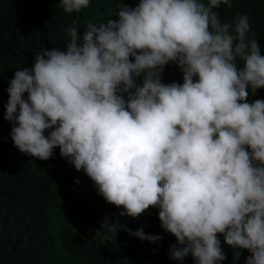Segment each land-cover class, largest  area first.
Returning <instances> with one entry per match:
<instances>
[{"label":"clouds","instance_id":"9594fccd","mask_svg":"<svg viewBox=\"0 0 264 264\" xmlns=\"http://www.w3.org/2000/svg\"><path fill=\"white\" fill-rule=\"evenodd\" d=\"M89 3L60 0L65 13ZM221 5L232 0H120L118 18L82 39L66 27L63 50L15 70L3 119L19 152L46 161L58 147L120 216L158 209L171 260L220 264L222 235L233 260L247 250L245 264H264V99H249L264 88V55L249 17L222 20ZM170 63L182 83L163 82Z\"/></svg>","mask_w":264,"mask_h":264},{"label":"trees","instance_id":"16d2710c","mask_svg":"<svg viewBox=\"0 0 264 264\" xmlns=\"http://www.w3.org/2000/svg\"><path fill=\"white\" fill-rule=\"evenodd\" d=\"M119 3L90 0L79 12L65 13L60 0H0V264H195L190 255L183 261L169 258L176 240L161 228L158 209L136 219L120 216L123 209L108 204L83 170L60 156L58 147L46 161L19 152L11 139L12 124L3 119L15 70L31 68L35 54L45 48L63 50L66 27H79L82 39L87 24L117 19ZM125 3L135 7L138 0ZM217 11L227 21L236 12L246 14L264 55V0H232L231 8L221 5ZM174 81L182 83V73L170 63L163 82ZM249 99H264V88ZM106 218L122 225L117 234L102 229ZM140 228L162 239L141 241L126 230ZM219 238L226 255L220 264H245L250 253L241 250L235 261L234 250Z\"/></svg>","mask_w":264,"mask_h":264}]
</instances>
